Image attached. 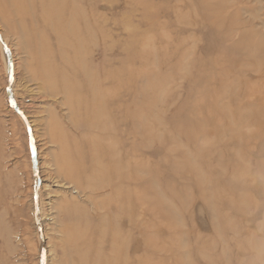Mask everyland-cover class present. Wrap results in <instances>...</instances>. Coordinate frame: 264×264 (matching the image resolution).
Segmentation results:
<instances>
[{
    "label": "rangeland",
    "instance_id": "obj_1",
    "mask_svg": "<svg viewBox=\"0 0 264 264\" xmlns=\"http://www.w3.org/2000/svg\"><path fill=\"white\" fill-rule=\"evenodd\" d=\"M72 1L82 21L98 27L97 45L75 57L64 51L71 61L64 66L56 49L65 46L48 25L41 33L51 51L43 60H56L75 86L90 87L83 100L105 103L112 137L102 139L84 112L88 123L67 126L63 95L48 90L35 72L40 61L28 53L35 31L24 34L27 24L2 10L0 264L108 262L104 236L122 216L108 214L113 195L99 189L113 171L106 163L119 159L136 185V264H264V0ZM43 6L29 5L37 13ZM51 8L47 2L46 17ZM54 130L66 134L70 158L81 165L74 180L58 171Z\"/></svg>",
    "mask_w": 264,
    "mask_h": 264
},
{
    "label": "bare ground",
    "instance_id": "obj_2",
    "mask_svg": "<svg viewBox=\"0 0 264 264\" xmlns=\"http://www.w3.org/2000/svg\"><path fill=\"white\" fill-rule=\"evenodd\" d=\"M50 6H52L51 9H53L49 15V17H46L48 15L45 16V13L43 12L44 8L47 6V2ZM57 1H61L59 3L58 6H55L54 5H57L56 2ZM215 1V0H214ZM73 2H71V0H0V13L2 14L3 16V11L4 10V14L6 15V18L8 19H11V20H15V21H18V22H25L27 25L25 26V31L24 29L22 28V32L25 34H27L29 31H35V38H36V41H31L30 40V45H28V53L31 52V49L34 50V56L35 58H37L38 61H40L41 65L39 67V64L37 66H35V72H40L41 74V77L42 79L44 80V83L46 85V87H48V90H50L52 92V94L54 95H63V98H64V101H65V104L64 106L68 107V112L70 114V118H69V125L67 126H70V129H79L81 128L84 124L88 123L86 122V120H82V112H84V114L87 115H91V118H90V122L92 123V126H93V130L94 131H100L99 133H101V137L102 139L103 138H106L108 135H109V132H108V128L110 125H108V122H106V119H108V112H107V108H105V103L104 102H99L97 103L96 105L94 104H91L90 102L88 103V101L86 100H83L81 98V96L84 94V93H91V89L90 87H85V86H82L81 84L79 85V82H75L76 83V86L74 85V83H70L68 81V78H67V72L65 69H60L58 67H56L57 65V61H56V65L55 64V61H53L54 59H50L48 60V63H46L43 59H45V57H47V59H49V54H50V51L51 49L49 48V45L47 44L48 41L47 39L44 38V36H42V34L44 33H41V30L42 29H46L47 27L49 28L48 25H52L53 28H55V30L53 32H55V34H57V41L59 42L60 40H62V45H64L65 47L62 48L60 47V44L59 46L57 47V51L60 50V59L59 62L64 65V66H69L68 64L71 63V61L69 60V57H66L64 55V51H66L68 53V55H72V57L75 55L77 56V54H81L82 52H84L86 50L87 47H95V45H97V41H98V32H99V29L98 27H96L95 25L93 26V24L91 25L88 21L84 22L81 20V17L79 16V12H75V10H73L74 8L73 7H76L73 5ZM216 2V1H215ZM35 3H41L43 6V10L42 13H37L36 10L34 8H30L29 5L31 4H35ZM72 3V5H71ZM209 4V3H208ZM68 5V6H67ZM72 10L73 13H76L78 15V17H74V14L73 15H68V11L67 9ZM73 8V9H72ZM68 9V10H69ZM70 13V12H69ZM21 24V23H20ZM22 25V24H21ZM23 27V25H22ZM220 28V27H219ZM51 29V28H50ZM48 30V29H46ZM64 33V34H62ZM61 35H65L67 36V38H71V41L69 42L68 39H66V41H64L62 39V36ZM44 38V39H43ZM65 39V38H64ZM41 40V41H40ZM47 41V43H46ZM2 42V41H1ZM89 42L90 45L87 43ZM57 45V44H56ZM5 46V45H4ZM97 47V46H96ZM62 48V49H61ZM12 49V48H11ZM55 49V48H53ZM78 51V52H76ZM88 53V52H87ZM52 55V54H51ZM74 56V57H75ZM262 56V55H260ZM85 58V57H84ZM263 58V57H262ZM52 60V61H51ZM73 60V59H72ZM42 61V62H41ZM83 61V60H81ZM68 62V64L66 65V63ZM34 63V62H32ZM74 63L76 64H79L78 62H76L74 60ZM75 64V65H76ZM83 64V63H82ZM33 65V64H32ZM74 65V66H75ZM43 67V68H42ZM70 67V66H69ZM76 67V66H75ZM73 67V68H75ZM79 67V65L77 66ZM82 66H80V68L78 69H82L81 68ZM85 64H84V67L83 69L85 68ZM38 68H40V70H38ZM91 68V67H89ZM88 69V68H87ZM70 70H72L70 68ZM92 70V69H91ZM33 71V70H32ZM80 71V70H79ZM84 71H87L86 68L84 69ZM81 72V71H80ZM89 72V71H88ZM72 75L73 74H76L75 72H71ZM87 73V72H86ZM93 73V72H92ZM65 74H66V78H65ZM81 74V73H80ZM82 75V74H81ZM83 77H85L86 79L87 78H90L91 75L90 74H87L84 75ZM98 79V78H97ZM74 80V79H73ZM72 80V81H73ZM88 82V81H87ZM89 83V82H88ZM101 83V82H100ZM97 85V84H96ZM95 85V86H96ZM93 86V85H92ZM91 88H95L94 86ZM98 87V86H97ZM94 90V89H93ZM96 90V89H95ZM98 90V89H97ZM94 93V92H93ZM96 93V92H95ZM105 93V92H104ZM107 94V93H106ZM96 95V94H95ZM98 95V94H97ZM96 95V97H97ZM111 96V94H109ZM85 96V95H84ZM91 96H92V93H91ZM99 96V95H98ZM113 97V96H112ZM102 98V97H101ZM96 99V98H95ZM116 99V98H114ZM113 99V100H114ZM104 100V99H103ZM112 102V101H111ZM95 103V102H94ZM110 104V103H109ZM84 118H85V115H84ZM110 121V120H108ZM81 122H84L83 124H81ZM61 125V124H60ZM56 126V124L54 125V127ZM89 126V125H88ZM142 126V124H141ZM111 127V126H110ZM140 127V125H139ZM148 127V126H146ZM92 128V127H91ZM143 128V127H142ZM63 129V128H62ZM137 129V128H136ZM140 130H141V127H140ZM150 130V129H149ZM56 130H54L55 132ZM53 132V135L55 137V143L58 145V147H60L61 149V155L60 157H58V160H56V164L58 166V171L61 173H63V175H67L68 178L72 179L74 174L75 173H79V170H81V165L77 166V163H75L71 158H70V153H72V149L71 147H69V141H68V138L65 136V135H61L60 137L57 136V134L59 132H56L54 133ZM143 132H145L144 128H143ZM151 133V132H150ZM69 134V132H68ZM148 134V133H147ZM70 135V134H69ZM150 135V134H149ZM83 136V135H82ZM111 136V135H109ZM112 137V136H111ZM84 138H85V135H84ZM149 138V137H148ZM75 139V138H74ZM82 139V138H81ZM95 140H98L97 138L94 137ZM93 139V140H94ZM85 140V139H84ZM134 140V139H133ZM73 141V140H72ZM83 141V140H82ZM86 141V140H85ZM109 141V140H108ZM106 142V143H109V142ZM150 141V140H148ZM75 142H76V139H75ZM97 142V141H96ZM115 142V141H114ZM112 142V143H114ZM74 143V142H73ZM79 143V141H78ZM105 143V142H104ZM87 144V143H86ZM74 145V144H73ZM111 146V144H109ZM75 146V145H74ZM77 146V144H76ZM93 146V145H92ZM108 146V145H107ZM105 146V147H107ZM109 146V147H110ZM95 147V146H93ZM98 147H101V143H100V146L98 145ZM97 147V148H98ZM115 147V145L113 144L112 145V148ZM96 148V147H95ZM105 149H108V148H105ZM110 149V148H109ZM117 149V147H116ZM115 149V150H116ZM102 150V149H101ZM95 152V150H94ZM98 152V153H97ZM116 152V151H114ZM113 152V154H114ZM120 152V151H119ZM97 154H99V150L97 149L96 151ZM121 153V152H120ZM128 153V152H127ZM95 154V153H93ZM119 154V153H118ZM117 154V155H118ZM78 155V154H77ZM107 155H109L107 153ZM138 155V154H136ZM95 156V155H94ZM134 156V155H133ZM96 157V156H95ZM119 157H120V154H119ZM57 159V157H55ZM98 158V155L97 157L95 158V160ZM110 159V157H108ZM112 158V157H111ZM117 158V156H116ZM115 157H113L112 159H116ZM120 160V159H119ZM109 162V163H106V165H112L113 167V171H109L108 169L106 168H101L102 170H105L106 171L108 170V172H105L106 174L104 175V178L103 180H105V183L104 186H102V188H100L98 186V188H100V192L103 193V191L105 190H110V193L113 195V199L110 200V204H107L109 205V212L108 214H112V213H117L119 215H121L122 217H120V220L118 221V223H116L114 226H112L111 228L110 227H107V230H106V234L104 236V240H106V242H108V249L107 251L110 252V257H108V262H106L105 264H136V259H135V256L137 254V245H138V242H140L139 240L137 239H134L132 233L134 231V228L133 225H134V205H133V200L132 198H134L133 196V192H132V188L133 186L135 185L134 184V176L131 175V173L133 172L132 168L129 167V169H126V171H128L127 174H129V176H126V174H123V163L122 161L119 162ZM130 160V159H129ZM130 162V161H129ZM132 162V161H131ZM134 162V161H133ZM98 163V161H97ZM100 164V163H99ZM125 164V163H124ZM134 164V163H133ZM142 164V163H141ZM148 164V163H147ZM196 164V163H195ZM97 165V164H96ZM101 166V165H100ZM127 166H128V163H127ZM136 166V165H135ZM80 167V168H79ZM103 167V166H102ZM105 167V166H104ZM110 167V166H109ZM126 167V165H125ZM79 168V169H78ZM98 168H100L98 166ZM83 169V167H82ZM97 169V167H96ZM96 169H95V172H96ZM100 169V170H101ZM101 170V171H102ZM121 170H123L121 172ZM136 172V171H134ZM99 172H97V176H99ZM125 173V172H124ZM103 174V173H102ZM135 176H136V173H134ZM102 176V175H101ZM100 176V177H101ZM141 176V175H140ZM78 175L76 176L75 175V178H77ZM93 177V176H92ZM103 177V176H102ZM101 177V178H102ZM203 177V176H202ZM74 178V179H75ZM72 179V180H74ZM88 179V178H87ZM101 180V179H99ZM79 183H81L79 181ZM95 183V181H94ZM92 184V183H91ZM102 184V185H103ZM86 186V185H85ZM84 186V187H85ZM97 186V185H96ZM136 186V185H135ZM153 186V185H152ZM87 187V186H86ZM122 187H125L127 189L126 191V194L124 193V191H122ZM157 187V186H156ZM90 188V187H89ZM158 188V187H157ZM155 189V187H154ZM91 190V188L89 189ZM88 190V191H89ZM138 192V191H136ZM92 193V191H91ZM140 193V192H139ZM138 195H141L139 194ZM160 194L162 193H159V196ZM242 194V193H241ZM109 196V195H107ZM111 196V195H110ZM162 198L164 195H161ZM244 196V195H243ZM104 197V196H103ZM137 197V196H136ZM75 198V197H74ZM108 198V197H107ZM138 199V198H137ZM107 200V199H106ZM102 201V200H101ZM104 202V201H103ZM102 203V202H101ZM105 203V202H104ZM103 203V204H104ZM98 204V203H96ZM142 204V203H141ZM165 204V199H164V203L163 205ZM252 204V203H251ZM95 205V204H94ZM100 206V204H98ZM102 205V204H101ZM206 205V204H205ZM70 206V205H69ZM68 206V207H69ZM144 206L146 207V205L144 204ZM166 206V204L164 205ZM208 206V205H206ZM246 206V205H245ZM74 206H72L73 208ZM76 207V206H75ZM82 207V206H81ZM107 207V208H108ZM99 208V207H98ZM106 208V207H105ZM106 208V209H107ZM67 209V208H66ZM65 209V206H64V210ZM78 210V208H76ZM84 209V208H83ZM95 209H97L95 207ZM102 209V207L100 208ZM105 209V210H106ZM144 209V207L142 208ZM141 209V210H142ZM153 209V208H152ZM157 209V207H154V210ZM79 210H80V207H79ZM88 210V209H86ZM85 210V211H86ZM103 210V209H102ZM154 210H151L152 212H155ZM63 211V210H62ZM74 211V210H73ZM83 210H81L82 212ZM89 211V210H88ZM97 211V210H96ZM100 210H98L99 212ZM104 211V210H103ZM75 212V211H74ZM73 212V213H74ZM78 213V211H76ZM94 213V211H92ZM250 212V211H249ZM65 213V212H64ZM80 213V212H79ZM84 213V212H83ZM82 213V214H83ZM96 213V212H95ZM94 213V214H95ZM175 213V212H174ZM254 213V212H252ZM85 214V213H84ZM83 214V216H84ZM144 214V213H143ZM68 215V214H67ZM75 215V214H74ZM176 216V213L174 214ZM76 216V215H75ZM79 216V215H78ZM86 216V215H85ZM117 217V216H116ZM115 217V218H116ZM156 217V216H155ZM80 218V216H79ZM140 219V217H137ZM136 218V219H137ZM158 218V217H157ZM171 218V217H169ZM104 219V218H103ZM117 219V218H116ZM142 219V218H141ZM154 219V217H153ZM80 220V219H79ZM88 220V219H87ZM102 220V219H101ZM82 221V220H81ZM99 221V220H98ZM106 221V220H105ZM116 221V220H115ZM144 221V220H143ZM88 221H86L87 223ZM138 222V221H137ZM160 222V221H159ZM164 222V221H162ZM79 223V221L77 222ZM84 223V224H86ZM136 223V222H135ZM152 223V222H150ZM149 223V224H150ZM158 223V221H157ZM73 224V223H72ZM76 224V223H75ZM81 225V222L79 223ZM101 224V223H100ZM104 225V222L102 223ZM101 224V226H102ZM154 227H158V225L155 226V223H153ZM151 224V226L153 225ZM87 225V224H86ZM89 225V223H88ZM74 226V224H73ZM84 226V225H83ZM92 226V225H90ZM89 226V228H90ZM142 226V225H141ZM147 226V224L144 225V227ZM103 227V226H102ZM101 227V228H102ZM148 228H151L149 225L147 226ZM162 227V226H161ZM72 228V227H71ZM69 228V229H71ZM74 228V227H73ZM72 228V230H73ZM81 228V227H80ZM84 227H82L83 229ZM88 228V229H89ZM105 228V227H103ZM102 228V229H103ZM125 228H127L128 230L125 231ZM147 230H150L148 229ZM153 228L151 229L153 231ZM76 229V228H75ZM155 229V228H154ZM141 230V228H140ZM137 231V229H136ZM151 231V232H152ZM155 231V230H154ZM77 232V231H75ZM79 232V231H78ZM101 232V231H100ZM150 232V233H151ZM68 233V232H67ZM71 233V232H70ZM102 233V232H101ZM103 234V233H102ZM137 234V233H136ZM92 235V234H91ZM67 236V235H66ZM70 236V235H69ZM85 236V235H83ZM138 236V235H137ZM71 237L72 234H71ZM75 237V236H74ZM73 237V238H74ZM102 237V236H101ZM139 237V236H138ZM70 238V237H68ZM84 238V237H83ZM141 238V237H140ZM156 238V237H155ZM103 239V237H102ZM102 239L99 241L101 242ZM86 240V239H85ZM103 240V241H104ZM157 239H155L156 241ZM146 241V240H145ZM144 241V243H146ZM69 242V241H68ZM76 242V241H75ZM91 242V241H90ZM152 242V243H151ZM154 241H150L149 243L150 244H153ZM158 243V241H156ZM166 242V241H165ZM81 243V242H80ZM84 243V242H83ZM82 243V244H83ZM100 245H102L101 243H99ZM159 244V243H158ZM68 245V244H66ZM71 245L72 242H71ZM155 245V244H153ZM152 245V246H153ZM162 245L164 246L165 244L162 243ZM161 245V246H162ZM99 246V245H98ZM146 246V245H145ZM151 246V248H153ZM69 247V246H67ZM72 247V246H71ZM69 247V248H71ZM81 247V246H80ZM80 247H78L80 249ZM84 247V245H83ZM82 247V248H83ZM81 248V249H82ZM103 248V247H102ZM139 248V247H138ZM154 248H156L154 246ZM160 248V246H159ZM177 248V247H176ZM73 249V248H72ZM90 250V249H89ZM103 250V249H102ZM101 250V251H102ZM160 250V249H158ZM163 250V248H162ZM165 250L167 251V249L165 248ZM177 250V249H176ZM87 251V250H86ZM145 251V250H143ZM77 252V251H75ZM80 252V250H79ZM99 252V251H97ZM164 252V251H163ZM162 252V253H163ZM171 252V250H170ZM175 252V251H174ZM177 252V251H176ZM180 252V250H179ZM82 253V252H81ZM149 253V252H148ZM151 253V252H150ZM156 253V252H155ZM161 253V252H160ZM161 253V254H162ZM77 254V253H76ZM80 254V253H78ZM85 254V253H84ZM83 254V255H84ZM97 254V253H96ZM99 254V253H98ZM97 254V255H98ZM109 254V253H108ZM145 254V252L143 253ZM160 254V255H161ZM167 254V252H166ZM72 255V254H70ZM89 255V254H88ZM169 255H171L169 253ZM180 255V254H179ZM257 255H260L259 253ZM75 256V255H74ZM98 256H101V254H99ZM143 256V255H142ZM175 256V255H174ZM178 256V255H177ZM255 256V255H254ZM78 257V256H77ZM105 257V256H103ZM141 257V256H140ZM258 257V256H257ZM74 258V257H73ZM80 257H78L79 259ZM87 258V257H86ZM100 257H98L97 259H99ZM137 258V257H136ZM146 258V256L144 257ZM259 258V257H258ZM82 259V258H81ZM96 259V257H95ZM107 259V258H106ZM256 259V257H255ZM254 259V261H255ZM87 260V259H86ZM138 260V259H137ZM148 263L149 261L147 260V258L145 259ZM176 260V259H175ZM252 260V259H251ZM261 260V259H260ZM259 260V261H260ZM85 261V259H84ZM89 261V260H88ZM98 261V260H97ZM138 261H141L140 259ZM253 261V262H254ZM94 262V261H93ZM99 262H100V259H99ZM145 262V261H144ZM79 263V262H78ZM143 263V262H141ZM146 263V262H145ZM256 263H259V262H256ZM93 264V263H92ZM95 264V263H94ZM150 264V263H149ZM167 264V263H166ZM249 264V263H248Z\"/></svg>",
    "mask_w": 264,
    "mask_h": 264
}]
</instances>
